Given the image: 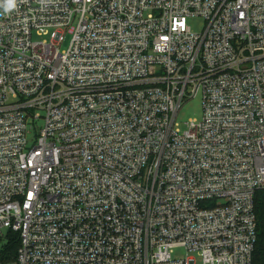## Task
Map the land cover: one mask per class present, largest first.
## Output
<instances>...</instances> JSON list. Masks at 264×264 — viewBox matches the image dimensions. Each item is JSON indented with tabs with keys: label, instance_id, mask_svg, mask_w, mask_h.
Here are the masks:
<instances>
[{
	"label": "built area",
	"instance_id": "1",
	"mask_svg": "<svg viewBox=\"0 0 264 264\" xmlns=\"http://www.w3.org/2000/svg\"><path fill=\"white\" fill-rule=\"evenodd\" d=\"M257 204L264 0L0 7V264H253Z\"/></svg>",
	"mask_w": 264,
	"mask_h": 264
},
{
	"label": "rangeland",
	"instance_id": "2",
	"mask_svg": "<svg viewBox=\"0 0 264 264\" xmlns=\"http://www.w3.org/2000/svg\"><path fill=\"white\" fill-rule=\"evenodd\" d=\"M189 26L193 29L195 32H201L204 28V19L201 17H193L188 20ZM71 42V36H66L65 42H63L61 49H67ZM44 116V113H42ZM203 117V108H202V94H198L196 98L193 100L187 102L183 108L181 109L177 121L179 122L181 129H185V123L189 119L197 118L201 119ZM38 127L36 128V133L42 129L44 126V121L40 120L37 122ZM8 234V230H3V237L0 236V252L2 249V246L5 243V237ZM174 257L178 258H184L185 253L182 249H176ZM192 258L196 260V264H202L201 259L197 257L196 255H191Z\"/></svg>",
	"mask_w": 264,
	"mask_h": 264
},
{
	"label": "trees",
	"instance_id": "3",
	"mask_svg": "<svg viewBox=\"0 0 264 264\" xmlns=\"http://www.w3.org/2000/svg\"><path fill=\"white\" fill-rule=\"evenodd\" d=\"M258 240L256 243L253 264H264V210L262 204H257ZM20 245V234L8 231L5 243L0 252V262L12 261L16 258Z\"/></svg>",
	"mask_w": 264,
	"mask_h": 264
},
{
	"label": "clouds",
	"instance_id": "4",
	"mask_svg": "<svg viewBox=\"0 0 264 264\" xmlns=\"http://www.w3.org/2000/svg\"><path fill=\"white\" fill-rule=\"evenodd\" d=\"M17 6V0H0V7L3 8L5 12H10Z\"/></svg>",
	"mask_w": 264,
	"mask_h": 264
}]
</instances>
